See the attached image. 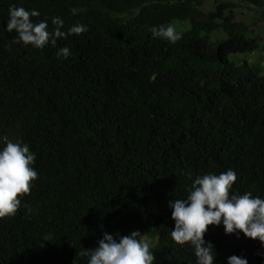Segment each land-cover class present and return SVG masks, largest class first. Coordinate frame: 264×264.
Listing matches in <instances>:
<instances>
[{"label":"trees","instance_id":"1","mask_svg":"<svg viewBox=\"0 0 264 264\" xmlns=\"http://www.w3.org/2000/svg\"><path fill=\"white\" fill-rule=\"evenodd\" d=\"M208 1L0 0V137L28 145L38 173L0 219V264H88L78 253L105 233L119 242L133 231L155 240L154 264H196L194 248L171 239L170 202L228 170L233 194L264 199V72L231 57L261 40L232 0L203 11ZM10 7L38 11L33 23L50 32L54 17L63 32L87 31L43 49L14 43ZM174 21L187 25L176 43L152 36ZM204 240L214 264H264V245L223 224Z\"/></svg>","mask_w":264,"mask_h":264},{"label":"clouds","instance_id":"2","mask_svg":"<svg viewBox=\"0 0 264 264\" xmlns=\"http://www.w3.org/2000/svg\"><path fill=\"white\" fill-rule=\"evenodd\" d=\"M39 15L38 11H29L24 7L9 8L6 30L17 33L14 43L43 49L48 44L55 47L60 38L87 31L86 26L78 24L67 33L63 32V20L54 17L52 24L55 28L50 32L46 19L33 23L32 18ZM151 33L154 38L170 43H176L182 35L172 24L153 27ZM56 55L57 58L67 59L70 50L60 48ZM0 141L6 145L0 150V219H5L19 210L21 197L30 194L32 182L38 178V173L32 167L36 158L28 145L12 142L6 136L0 137ZM236 179V173L232 170L219 175L208 173L198 176L185 199L169 203L171 218L175 222L171 239L181 247L191 245L196 264H214L213 246L204 240L210 226L223 224L225 234L242 232L245 237L264 245V199L253 197L251 192L233 194ZM151 249V241L139 231L120 237L119 242L113 235L105 233L103 239L98 241V247L85 249L78 255L88 256V264H154L155 256ZM228 264L248 262L233 255L228 258Z\"/></svg>","mask_w":264,"mask_h":264},{"label":"rangeland","instance_id":"3","mask_svg":"<svg viewBox=\"0 0 264 264\" xmlns=\"http://www.w3.org/2000/svg\"><path fill=\"white\" fill-rule=\"evenodd\" d=\"M211 0H209L203 7V11H207L211 9ZM234 4L233 14L236 20H241L248 24L250 30L252 32H256L260 37V45L255 49L253 53L250 54H240L231 56L236 62L246 61L248 64L257 65L261 68L262 72H264V11L258 3L264 2V0H232ZM179 22L174 21L172 25L177 28L179 27ZM180 26H184L186 28V23L180 24ZM182 28V27H180ZM214 37H222V34L217 33L214 34ZM230 57V58H231ZM231 58V59H232ZM141 235H144L142 233ZM146 238L151 241L152 245L155 244V240Z\"/></svg>","mask_w":264,"mask_h":264}]
</instances>
